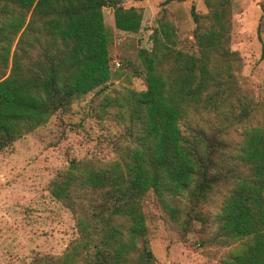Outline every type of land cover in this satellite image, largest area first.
Instances as JSON below:
<instances>
[{"label": "trees", "instance_id": "obj_1", "mask_svg": "<svg viewBox=\"0 0 264 264\" xmlns=\"http://www.w3.org/2000/svg\"><path fill=\"white\" fill-rule=\"evenodd\" d=\"M204 2L206 14L192 9L189 39L165 15L158 20L153 47L139 52L146 89L109 97L113 35L103 8L131 33L141 29L140 8L121 0H0V153L94 90L104 95L102 113L116 105L125 122L118 159H73L52 180L77 236L62 254L27 264H157L144 210L150 195L183 234L182 227L201 234L196 248L232 246L226 264H264V122L228 138L254 107L230 45L232 0ZM262 29L264 21L260 38Z\"/></svg>", "mask_w": 264, "mask_h": 264}, {"label": "rangeland", "instance_id": "obj_2", "mask_svg": "<svg viewBox=\"0 0 264 264\" xmlns=\"http://www.w3.org/2000/svg\"><path fill=\"white\" fill-rule=\"evenodd\" d=\"M143 13L139 32L116 28L114 10L104 7V20L113 35L110 44L112 78L105 93L115 96L119 89H146L139 52L153 47L152 33L158 20L165 18L176 26L180 39L192 37L195 22L192 9L206 14L204 0H121ZM231 49L242 58L237 77L254 107L250 117L234 127L228 138L240 139L245 127L264 122V0H232ZM103 94L94 90L71 104L64 115H55L44 126L25 135L0 153V264H27L36 255H60L77 236L71 211L51 193V182L73 159L104 164L119 158L123 144L124 121L118 107L102 113ZM61 117L64 119L62 124ZM203 127L206 124L202 121ZM208 125V124H207ZM188 133L186 122L181 123ZM222 195L209 207L218 209ZM150 247L157 264H226L232 246L210 244L196 248L198 232L180 230L155 195L144 203ZM201 224L196 222V229Z\"/></svg>", "mask_w": 264, "mask_h": 264}]
</instances>
